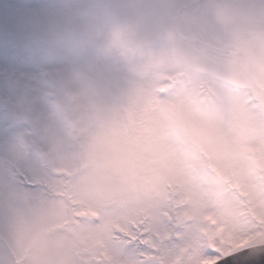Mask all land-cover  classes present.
<instances>
[{
    "label": "clouds",
    "instance_id": "clouds-1",
    "mask_svg": "<svg viewBox=\"0 0 264 264\" xmlns=\"http://www.w3.org/2000/svg\"><path fill=\"white\" fill-rule=\"evenodd\" d=\"M9 35L27 51L0 68L13 181L62 180V213L90 205L102 229L122 222L110 204L165 201L221 253L197 264H264V193L246 183L264 171V127H243L233 107L255 96L264 110V0H44ZM147 95L154 108L131 131L126 109Z\"/></svg>",
    "mask_w": 264,
    "mask_h": 264
},
{
    "label": "rangeland",
    "instance_id": "rangeland-1",
    "mask_svg": "<svg viewBox=\"0 0 264 264\" xmlns=\"http://www.w3.org/2000/svg\"><path fill=\"white\" fill-rule=\"evenodd\" d=\"M43 1L0 0V32L9 35L10 29L22 28L25 10L39 6ZM7 39L9 41L0 38V68L23 66L27 57L25 45ZM193 86L197 90H214L207 81L196 82ZM154 101V96L147 95L128 105L125 121L129 130L139 132L147 123ZM2 104L3 99L0 98ZM233 107L240 124L259 134L264 127V110L252 96L235 100ZM11 124V119L0 108V139L10 133ZM14 168L12 162L0 157V231L9 236L12 248L23 264H197L201 259L200 248L204 241L185 227V220L178 215L175 206L165 201L139 207L113 203L106 208L107 212L119 216L120 226H136L130 232L134 238L128 244L112 234L110 229H102L90 222L87 224L83 219H77L75 224L64 223L62 228L49 232L48 228L61 226L68 217L58 207L57 197L48 196L49 192L40 187L23 186L33 190L30 200L19 195L17 185L21 184L16 177L13 181L11 175ZM22 173L31 183L38 180L30 172ZM43 180L53 192L62 194V180L46 177ZM246 183L247 190L259 198L264 193V171L259 168L248 170ZM77 203L81 206L75 209L76 212H84L90 206ZM43 224L47 231L38 235ZM138 226L140 230L136 235L134 231ZM1 246L0 264H12Z\"/></svg>",
    "mask_w": 264,
    "mask_h": 264
},
{
    "label": "snow or ice",
    "instance_id": "snow-or-ice-1",
    "mask_svg": "<svg viewBox=\"0 0 264 264\" xmlns=\"http://www.w3.org/2000/svg\"><path fill=\"white\" fill-rule=\"evenodd\" d=\"M200 251L203 256H208V257H215L221 255L219 250H216L212 246H209L206 241L202 243Z\"/></svg>",
    "mask_w": 264,
    "mask_h": 264
}]
</instances>
